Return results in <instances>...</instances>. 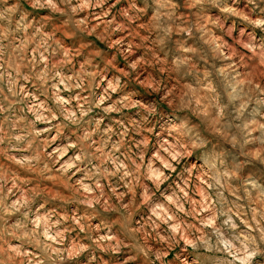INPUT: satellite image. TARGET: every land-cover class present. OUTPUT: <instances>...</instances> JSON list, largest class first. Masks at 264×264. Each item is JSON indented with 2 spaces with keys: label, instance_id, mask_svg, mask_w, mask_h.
<instances>
[{
  "label": "clouds",
  "instance_id": "clouds-1",
  "mask_svg": "<svg viewBox=\"0 0 264 264\" xmlns=\"http://www.w3.org/2000/svg\"><path fill=\"white\" fill-rule=\"evenodd\" d=\"M0 264H264V0H0Z\"/></svg>",
  "mask_w": 264,
  "mask_h": 264
}]
</instances>
